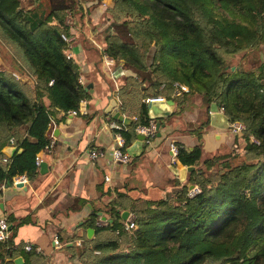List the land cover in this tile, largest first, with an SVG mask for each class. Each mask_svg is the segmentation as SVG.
I'll return each mask as SVG.
<instances>
[{
	"label": "trees",
	"instance_id": "1",
	"mask_svg": "<svg viewBox=\"0 0 264 264\" xmlns=\"http://www.w3.org/2000/svg\"><path fill=\"white\" fill-rule=\"evenodd\" d=\"M87 2L49 0L45 9L0 0V153L11 137L16 146L10 161L0 162V187L18 175H37L35 156L49 142V123L56 113L79 111L80 101L89 97L79 82V63L66 58L67 43L61 37L70 35L67 17L73 22L83 6L86 12L95 11L104 1ZM112 2L106 11L116 35H106L103 47L90 51L131 70L144 83L146 97L171 98L174 81L187 85L183 96H200L206 122L211 103L222 105L230 122L244 123L237 136L244 139L249 158L234 165L230 152L199 165L200 144L179 146V163L195 168L175 200L165 197L138 207L123 203L119 195L107 206L112 220L106 227L96 226L92 213L85 225L95 228L92 248L98 255L90 250L83 264H264V56L257 53L264 50V0ZM237 55L241 60L234 61ZM246 57L255 59L252 66L245 65ZM149 119L144 101L137 120L121 131L126 145L136 126ZM208 165L223 170L207 173ZM189 184L199 192L189 196ZM124 209L135 213L131 230L124 228ZM16 226L0 241L3 264H13L18 251L25 263L35 255L22 247L14 250Z\"/></svg>",
	"mask_w": 264,
	"mask_h": 264
},
{
	"label": "crops",
	"instance_id": "2",
	"mask_svg": "<svg viewBox=\"0 0 264 264\" xmlns=\"http://www.w3.org/2000/svg\"><path fill=\"white\" fill-rule=\"evenodd\" d=\"M38 1L21 0L25 7L39 4L49 9V0ZM70 26L80 77L85 87L90 84L87 87L89 97L82 100L81 109L76 114L59 112L49 123L46 135L54 139V146L51 152L42 155V161L46 163L43 172L38 165L37 175L20 182L21 186L12 181L0 187V218L7 219L9 235L13 234L12 228L17 225L13 236L17 248L14 250L22 247L23 252H27L23 247L25 242L42 249L28 257L26 263L18 251L13 264L18 257L22 260L20 264H83L90 250L94 256L98 255L92 248L95 228L85 225L88 219L93 218L92 213L97 226L99 217H106L111 222L107 206L119 195H122L123 203L131 202L138 207L165 197L175 200L174 194L186 182L190 170L185 171L183 179L180 178L179 171L186 165L178 160L171 163L170 143L175 142L189 149L200 144L201 165L206 158L237 149L241 140L228 128L212 126L210 116L206 122L205 108L202 104L195 107L197 101L194 95H179L183 96L180 107L177 104L179 96L172 95L165 98L168 106L161 107L163 111L167 110V114L158 119L150 118L161 124L151 143L146 145L143 140L142 153L131 157L129 163L115 162L111 156L115 131L108 125L114 119L106 112L107 106L115 100L120 113L130 119L129 123L137 120L141 104L148 97L145 96L144 83L121 63L105 64L103 57L98 58L90 51L98 49L90 45L93 40L88 32L93 30L92 26L81 28L77 21ZM2 41L12 49L11 44ZM11 72L22 77L17 70ZM117 122L122 125V130L129 124ZM135 140L136 135L129 145L125 144V149ZM10 146L15 145L9 142L1 149L0 162L10 161L11 157L4 151ZM93 149L102 152L94 160L89 158V151ZM123 211L135 215L131 210ZM88 228L94 229L91 238L87 237ZM54 234L58 235L62 246H54Z\"/></svg>",
	"mask_w": 264,
	"mask_h": 264
},
{
	"label": "built area",
	"instance_id": "3",
	"mask_svg": "<svg viewBox=\"0 0 264 264\" xmlns=\"http://www.w3.org/2000/svg\"><path fill=\"white\" fill-rule=\"evenodd\" d=\"M66 23L71 25L72 21L67 18L66 19ZM62 39L67 43V49H66V58L68 59H75L74 57V52H73V42H74V35H66V34H61ZM103 61L105 64H114L113 58L104 55L103 56ZM79 82L81 84L84 85V82L82 80V78L79 76ZM162 88L164 87V85L161 86ZM173 87V95L174 96H179L183 93H187L189 91V88L187 85L178 82V81H174L172 84ZM165 97L164 96H149L145 99L146 102L150 101V100H164ZM82 103V100L80 101V104ZM217 111L224 113V107L222 105H218L217 106ZM71 114H76L77 110L72 109L68 111ZM212 110L209 109V113H211ZM109 127L115 131V145L113 147V149L111 150V156L112 159L115 162L118 163H122V164H127L130 162L131 160V155L127 152V150L125 149V139L121 134L122 131V125L117 122L116 120H112L109 122ZM228 129H230L231 133H233L234 135H239V133H241L244 129H245V125L244 123L240 122V121H234V122H230L229 121V127ZM136 131L140 132L142 134L145 135V139L144 142L146 145L151 143V139L155 136L156 134V121L154 119H149L148 120V124L146 125H137L136 126ZM254 140L253 142L258 143V140L255 139L252 136V139ZM15 140L13 138H10V144H14ZM54 146V139L53 138H49V142L48 144H46L35 156V160L37 165H39V163L42 161V155H44L45 153L51 152ZM170 151H171V163L174 164L177 162V157H178V153H179V146L175 143L172 142L170 143ZM102 152L97 151V150H91L89 151V158L94 160L96 159L98 156H101ZM107 178V177H106ZM28 180V178L25 175H18L15 176L13 179V184L16 183H20V182H26ZM197 192H199V189L197 186H193L192 188L189 189L188 191V195L189 196H193L194 194H196ZM135 215L133 213H128L125 221L124 222V228L126 230H131L133 228H135ZM110 224V221L106 218V217H99L97 220V226H101V227H106ZM8 222L7 219L5 217H1L0 218V241H5L8 238ZM53 244L55 247H60L62 246V242L60 241L59 237L57 234L53 235L52 238ZM24 249L26 251H34L36 253H39L42 251L41 247L38 245H34L31 244L30 242H25L24 244ZM96 254L97 251H95ZM0 264H2V262L0 261Z\"/></svg>",
	"mask_w": 264,
	"mask_h": 264
},
{
	"label": "rangeland",
	"instance_id": "4",
	"mask_svg": "<svg viewBox=\"0 0 264 264\" xmlns=\"http://www.w3.org/2000/svg\"><path fill=\"white\" fill-rule=\"evenodd\" d=\"M88 1L89 2H87L86 5H89V4L91 5V0H88ZM103 1L104 2L101 4V6L98 7V9L95 11L86 12L85 8L87 6H85V7L83 6V8L81 10V12H82L81 16L82 17L80 16L81 13L79 12L78 18H76V20H75V21H77V24H80L81 28L87 29L89 25L93 27V30L90 29V32H93L94 34H91L87 30L86 31L88 32V36H90V38L93 40V42L91 41L90 45L93 46L94 48H98V49L103 47V45L105 43L106 35H108V34H112V35L115 34L116 35L115 27H114L115 23L113 21V18L111 17V15H109L110 12H108V14H107V11H106L107 9L112 8L113 2H112V0H103ZM81 3L85 4L83 1H81ZM89 8L91 9V6ZM74 25H75V22H74ZM109 29H110V32H108ZM96 40H97V42H94ZM257 53L262 57L264 56V50L262 48L259 50V52L257 51ZM256 54H255V52L251 53L252 56H255ZM239 60H241V56L237 55L235 57L234 61H239ZM242 60H244V63L246 66H252L253 62L255 61V59L250 58V57H246ZM195 99L197 101V102H195V107H199L201 104L200 96H195ZM251 139H252V136H250V140ZM251 141H254V140H251ZM244 145H245V141L241 137L240 143L238 144V148L237 149L235 148V150L233 149V151H231V153L229 152L231 155H235V161H233L234 165H236V163L243 161V159L245 157L249 158V156L246 154V151L244 149ZM212 166L209 168L211 170H209V172H207V173L215 174V173L223 170V169H220V167H217V168L214 167L215 165H212Z\"/></svg>",
	"mask_w": 264,
	"mask_h": 264
},
{
	"label": "water",
	"instance_id": "5",
	"mask_svg": "<svg viewBox=\"0 0 264 264\" xmlns=\"http://www.w3.org/2000/svg\"><path fill=\"white\" fill-rule=\"evenodd\" d=\"M90 86V84H88L85 88L87 89V87ZM163 106H168L167 101L164 100H150L147 102V112H148V117L149 118H154V119H158L164 115L167 114V110L161 109V107ZM217 104L216 103H211L210 106V110H212V112L210 113V124L216 128L219 129H226L229 127V119L228 117L224 114L221 113L219 111H217ZM107 113H110L113 117L114 120L123 122L124 124H128L130 119L125 117L123 114L120 113V111L118 110L117 107V103L115 100H111L110 104L107 106L106 109ZM160 122H156V129L158 130L160 127ZM145 139V135L137 132L136 133V140L127 147V151L128 153L131 155V157H136L139 156L142 151H143V140ZM16 150V146H10V147H5L4 151H6V154L8 155V157H11L13 155V153ZM40 166V172H43V169L46 166V163L44 161H41L39 163ZM193 168V166H186L180 169L179 174H180V178L183 179V176L185 174V171H189ZM176 172L177 170L174 169ZM7 183H9V181H7ZM18 186H21V183H19ZM193 185H190V188H192ZM128 214V211H123L122 212V219H126ZM87 237L91 238L92 234L94 233V229L93 228H88L87 229ZM21 258L18 257L15 259V263L16 264H20L21 263Z\"/></svg>",
	"mask_w": 264,
	"mask_h": 264
},
{
	"label": "clouds",
	"instance_id": "6",
	"mask_svg": "<svg viewBox=\"0 0 264 264\" xmlns=\"http://www.w3.org/2000/svg\"><path fill=\"white\" fill-rule=\"evenodd\" d=\"M14 179V178H13Z\"/></svg>",
	"mask_w": 264,
	"mask_h": 264
}]
</instances>
